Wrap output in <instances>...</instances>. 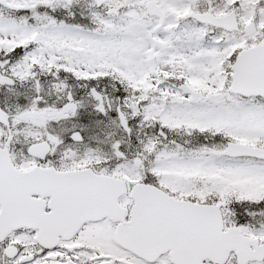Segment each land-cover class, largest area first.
Returning <instances> with one entry per match:
<instances>
[{
	"label": "snow or ice",
	"instance_id": "obj_1",
	"mask_svg": "<svg viewBox=\"0 0 264 264\" xmlns=\"http://www.w3.org/2000/svg\"><path fill=\"white\" fill-rule=\"evenodd\" d=\"M0 264H264V0H0Z\"/></svg>",
	"mask_w": 264,
	"mask_h": 264
}]
</instances>
